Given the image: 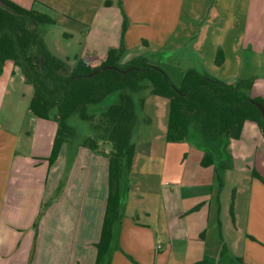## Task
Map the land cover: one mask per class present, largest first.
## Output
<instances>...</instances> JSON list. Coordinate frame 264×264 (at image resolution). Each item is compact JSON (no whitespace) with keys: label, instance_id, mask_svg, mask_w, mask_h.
<instances>
[{"label":"crops","instance_id":"obj_1","mask_svg":"<svg viewBox=\"0 0 264 264\" xmlns=\"http://www.w3.org/2000/svg\"><path fill=\"white\" fill-rule=\"evenodd\" d=\"M10 1L64 26L62 36H77L75 49H55L46 36L49 50L70 63L95 62L120 45L125 49L121 63L166 54L168 42L183 35L191 38V69L229 84L253 79L251 97L264 99V0ZM185 14L191 22L182 20ZM184 22L191 29L183 28ZM151 62L163 69L157 59ZM32 94L20 70L6 63L0 70V264H95L108 196L109 148L92 152L64 144L49 165L56 124L28 113ZM260 136L253 159L259 179L252 173L243 186L238 171H227L235 187L224 206L216 194L215 170L201 166L198 148L188 149V171L170 175L174 166L154 157L152 145L140 147L143 156L154 159L151 177L145 179V166L134 155L127 174L132 190L123 182V196L129 191L132 198L123 197L109 253L100 264H221L223 246L245 264H264ZM165 175L172 188H165Z\"/></svg>","mask_w":264,"mask_h":264},{"label":"trees","instance_id":"obj_2","mask_svg":"<svg viewBox=\"0 0 264 264\" xmlns=\"http://www.w3.org/2000/svg\"><path fill=\"white\" fill-rule=\"evenodd\" d=\"M1 2L5 8L0 7V70L8 62L18 68L33 90L28 113L56 124L49 165L55 162L64 144L77 138L76 129L68 123L72 117L86 122L91 132V136L83 138L81 147L92 152H98L103 145L109 147L105 153L108 196L95 264H100L111 247L113 227L123 203V182L136 151L133 134L138 125L150 123L144 115L139 117L147 97L168 102L166 142L199 144L203 148L201 166L214 167L220 188L222 180L215 166L228 140L240 138L245 122L254 123L264 139V121L253 104L264 109V99L251 97L253 79L229 84L190 68L175 85L163 69L151 62L162 60L164 53L121 63L125 54L122 45L109 48L104 58L95 62L74 59L70 63L48 48L42 28L54 25L53 19L10 0ZM104 5L110 3L106 1ZM221 62L219 54L216 63ZM97 115L99 121L95 123ZM253 177L259 179L255 172ZM220 263L245 264L241 258L231 256L225 246L220 252Z\"/></svg>","mask_w":264,"mask_h":264},{"label":"rangeland","instance_id":"obj_3","mask_svg":"<svg viewBox=\"0 0 264 264\" xmlns=\"http://www.w3.org/2000/svg\"><path fill=\"white\" fill-rule=\"evenodd\" d=\"M182 20L191 22V15L185 14ZM63 27L64 26L59 25H45L42 29L45 31L46 35H48L49 44L53 48L63 49L66 48V46H69L70 48L75 49L77 47V36L74 35V33L72 39L62 36L63 32H65ZM182 27L191 29V25H187V23L183 24ZM166 49L168 52L162 55V60H160L162 65H164L162 68L169 75L173 83L178 84L183 70L191 67V38L184 37L183 35L178 38L175 36L168 42ZM261 61V63L264 64V54L261 57ZM260 73L264 74V68L260 71ZM143 115L150 118L152 121L148 125H138L135 129L132 140L136 146V161L140 163L139 166H142V164L145 166V171L147 172V174L144 173L145 179L148 180L151 177L152 168L150 162L154 160L153 157L149 158L143 156L138 151L140 147L146 145L153 146L154 157L157 158L158 155L159 161H165V167H169L171 165L174 166L170 175H174L176 172H181L184 169L185 171H188L191 168V153H188V149H191V146H194L196 149L198 148L201 152H203V148L193 141L181 143L166 142L165 128L168 116V102L162 98L149 96L148 102L144 105L143 112H140L139 117H142ZM98 118L99 115L95 117V123H98ZM68 123L77 131V138L72 143L80 144L83 138L91 136L89 126L86 122H81L75 117H72L69 119ZM243 131L241 140H228L216 162L215 168L218 170L222 180V187L219 188V191L218 193L216 192V194H220L219 198L222 206L225 205L227 200H230V197L232 196L231 188L235 187V185H232L228 181L225 173L227 171L230 172L229 170L231 169L238 171L239 177H243L241 183L245 186L246 180L248 181V179L251 178L252 173L255 171L253 159L256 152L255 149L259 143V137H261L260 131L252 122H245ZM260 139H262V137ZM167 145L168 148L166 150L165 147ZM230 146L233 147L231 150ZM107 148L109 147L107 146ZM229 155L231 158L229 162H227L225 158ZM165 171L167 172L166 168ZM247 177L249 178L247 179ZM127 178L128 181L125 180V183L128 188L132 190L133 181L131 180L129 182V175ZM135 178H138L137 175H135L132 179ZM216 182L217 180L215 179V183ZM216 185L218 186V183ZM164 186L167 189L173 187L172 180L166 175L164 176ZM238 186L240 185L238 184ZM124 195H126L124 198L128 197V195L132 198L129 191H127V193L125 192Z\"/></svg>","mask_w":264,"mask_h":264},{"label":"water","instance_id":"obj_4","mask_svg":"<svg viewBox=\"0 0 264 264\" xmlns=\"http://www.w3.org/2000/svg\"><path fill=\"white\" fill-rule=\"evenodd\" d=\"M0 7L5 8L4 5L2 4L1 0H0ZM41 69L43 70V59L41 60ZM104 69L116 70L113 67H105ZM97 72L98 71L94 72L92 75L96 74ZM253 104L259 109V111L262 115L263 121H264V109H263V107L260 104L255 103V102Z\"/></svg>","mask_w":264,"mask_h":264},{"label":"built area","instance_id":"obj_5","mask_svg":"<svg viewBox=\"0 0 264 264\" xmlns=\"http://www.w3.org/2000/svg\"><path fill=\"white\" fill-rule=\"evenodd\" d=\"M263 8H264V3H263ZM158 249H161V247L159 246Z\"/></svg>","mask_w":264,"mask_h":264}]
</instances>
